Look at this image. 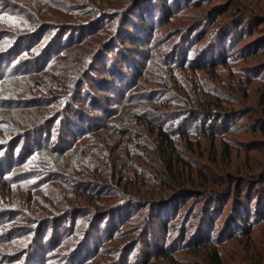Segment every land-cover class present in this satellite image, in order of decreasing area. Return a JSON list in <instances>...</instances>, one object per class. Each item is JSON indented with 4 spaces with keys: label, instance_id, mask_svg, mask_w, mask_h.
I'll use <instances>...</instances> for the list:
<instances>
[{
    "label": "rangeland",
    "instance_id": "1",
    "mask_svg": "<svg viewBox=\"0 0 264 264\" xmlns=\"http://www.w3.org/2000/svg\"><path fill=\"white\" fill-rule=\"evenodd\" d=\"M167 3L170 16L162 0H0L1 141L37 127L14 167L0 143V264H211L213 249L222 264H264V218L252 214L246 232L234 192H219L240 179L255 203L246 179L264 180V0ZM140 16L151 32L137 42ZM221 49L223 64L200 69ZM209 101L234 110L228 128L210 137L189 125L188 149L186 107ZM159 125L175 132L196 190L152 208L140 197L173 194ZM210 197L222 208L199 243ZM161 210L164 232L151 222Z\"/></svg>",
    "mask_w": 264,
    "mask_h": 264
},
{
    "label": "trees",
    "instance_id": "2",
    "mask_svg": "<svg viewBox=\"0 0 264 264\" xmlns=\"http://www.w3.org/2000/svg\"><path fill=\"white\" fill-rule=\"evenodd\" d=\"M137 1V0H135ZM168 0H162V6H163V16H170V6L168 7ZM181 2V1H180ZM169 20V19H167ZM148 19H145L143 16H140L137 23L135 24V27L131 37L134 38L137 42H139L140 37L143 35H147L151 32V23ZM136 28V30H135ZM4 35H1L2 37H8V33H3ZM25 35L19 36V38L16 39L15 44L12 45V48L7 52L9 54H12L15 50L19 48L23 44V42L26 40ZM223 42H226L225 38H222ZM136 43L134 42V45ZM140 45V44H139ZM138 45V46H139ZM137 48L136 46H134ZM138 51V50H136ZM2 56V55H1ZM3 57V56H2ZM226 53L223 52V49H221L218 52V56L212 55L211 61H208V63H205V65L201 66L200 69L204 70L205 72H213V70L216 68V65L223 64L225 62ZM4 59V57H3ZM1 59L0 61H2ZM173 59L176 61V64H178L179 58L173 56ZM216 60V61H214ZM140 78L134 76L135 80H139ZM261 103L264 105V93L261 95L260 98ZM234 114V110L231 108H227L224 106V104L220 103V101L214 102H206L204 104L197 103V107H190L187 105L186 111L184 113V119L180 122L181 127H185L184 130L179 131L178 137L180 140L184 141V143L187 145L188 149L191 148V141L189 140L188 136V130L186 129L189 125L195 126V131L202 132L205 135H208L210 137H214L217 135V133L220 130H225L228 128L229 120ZM142 120V119H140ZM33 125L27 127L26 129H23L22 131L16 132V136L14 140H11L10 142L5 141L4 139L1 141L0 137V143L4 144V146L8 147V156L6 157L7 164H11L13 167L16 166V160L13 156L14 151L16 150L17 146L21 144L22 140L24 138H35L33 136L34 131L37 134V127H32ZM71 129L68 130H74L77 129V125H73L70 127ZM259 129L264 130L263 127H259ZM77 129L76 131H78ZM16 131V128L14 126H11L10 124L6 127L5 133L11 134ZM35 134V133H34ZM155 140H156V149L157 154L160 158L159 166L163 168V174L167 180H169L172 183L171 192L173 194H168L165 197H151V198H143L140 197L139 204H145V206L149 207H156L160 204L165 203L170 197H173L175 195L183 196V195H192L195 192V186H193V182L191 181V166L188 162L184 160V158L178 153L177 150V144L174 142V136L176 135L174 131L163 129L161 125L157 126V130L154 133ZM69 137H72L71 133H68ZM10 139V138H9ZM39 139V138H38ZM213 139V138H211ZM21 141V142H20ZM37 141V140H36ZM35 141V142H36ZM23 144V143H22ZM28 147L26 143L24 144L22 150H17V157L22 156L21 154L28 152ZM6 162H1L0 165L3 166V164ZM4 168V167H3ZM5 172V169H4ZM200 173V171H199ZM227 176V175H226ZM206 181L208 179L205 177ZM189 181H191L189 183ZM247 184H253L258 185V188L255 191V195L257 197V200L250 199V190L249 187H247V190L239 189V184L241 183L240 179L237 180L235 178H232L228 176V180L225 182V189H223L221 192L222 194H232L234 197H231L235 200L233 211L235 209V216L232 214L231 216L236 220V222L240 225V227L245 228L246 232L251 231V223L250 219L252 214L258 215L264 218V180L259 181L258 183L255 181L254 177H249L246 179ZM216 191V193H219ZM245 192V193H244ZM243 193V194H242ZM245 194V195H244ZM224 198H230V197H224ZM137 201H130L129 203L131 205H135ZM147 202V203H145ZM135 203V204H134ZM254 204V205H253ZM219 208H222V206H219ZM218 203L215 204V197H210L208 199L207 203L205 204L203 208V222L206 223V226H202L198 232L196 233V237L193 239H197L200 241L199 243H203L205 241V236L208 233V226L213 224L214 218L212 215V212H215L216 209L218 210ZM213 210V211H212ZM221 212V211H219ZM165 215H170V211L167 213V211H156V213L152 216L151 222L153 221L156 223V226L159 230L162 232L167 231L168 229V221L165 217ZM184 234L181 233V237H183ZM208 241V240H207ZM210 263L211 264H222L218 252L216 249H213V253L209 256Z\"/></svg>",
    "mask_w": 264,
    "mask_h": 264
}]
</instances>
